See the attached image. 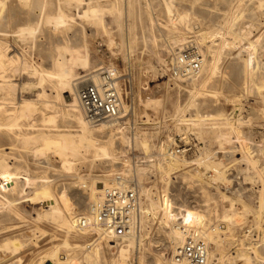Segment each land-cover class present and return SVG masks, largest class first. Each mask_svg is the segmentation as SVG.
I'll return each instance as SVG.
<instances>
[{
	"label": "rangeland",
	"instance_id": "374dc122",
	"mask_svg": "<svg viewBox=\"0 0 264 264\" xmlns=\"http://www.w3.org/2000/svg\"><path fill=\"white\" fill-rule=\"evenodd\" d=\"M66 1L68 0H28L27 2L3 0L2 5H0V49L4 47L9 56L17 54L22 61H26L31 67L41 66L47 70H51L53 67L52 61L56 54V45L68 43L73 48H82L83 52L87 49L88 67L76 70V73L78 72L77 77L83 75L86 77L77 79L76 82H81L80 80L90 81L91 76L95 75L93 72L102 66L117 67L121 74L131 71L137 88L134 101L140 105V110L139 107L137 108L139 111L136 109L137 116L134 115L135 119L133 118L134 123L136 122L135 125L131 122L133 129L120 132L117 135V137L120 134L123 135L116 141L115 154L117 158L119 157L117 161H81L77 163L73 171L63 170L57 161L50 160L48 163L51 165H48L45 163V159H36L30 148L15 140L14 131L11 132L4 125H0V151L9 154L8 163L16 167L15 169L19 172L16 179L0 178V199L3 202L0 205L4 206V208L0 206V245L11 236L25 240V244L28 245L20 257H22V261H27L35 257L41 250L51 246L52 243L60 244L66 238L63 229H58L54 224L38 219L37 213L42 212L44 206L38 204L43 193L42 179H48L51 190L64 199L60 204L67 211L69 219L75 222L80 216L89 214L90 206L93 203L90 187L93 178L101 176L106 179V188L114 176L123 173L126 177L133 179L134 182H140L141 187H147L154 193L158 189L161 190V200L171 201L169 213L171 217H175L174 224L181 216L187 220L188 224L190 220L194 221L195 224L205 226L208 232H215L218 228L220 231H225V228L231 229L229 230L231 233L225 234L226 231L219 233L220 239L224 240L221 249L224 258L227 259L225 264H233L235 260L231 257L237 255L238 251H243L246 256L249 255L253 258L252 250L249 249L251 247L250 242L248 239V241L245 240V235L250 233H253L251 238L264 258V200L262 203L260 202L264 195L262 193L264 179H261L262 175L264 178V88L260 91H256L258 89L255 88L264 82V0H230V4L224 0H176L183 7L181 8L183 12H181L180 20L187 16L186 12L191 15V32L188 34H193V32H198L203 28L218 29L219 25L224 23L229 15L233 16L235 13L233 30L242 39L239 45L235 44V49L231 51V54L222 55L213 74L202 72L197 81V86H194L190 81L175 82V84L158 76L167 57L166 28L157 25L154 30H149V20L154 19L160 23L166 20H176L174 17L168 18L166 4L164 6L163 0H134V5L139 12L137 11L136 17V35L130 49L126 48L128 44L126 43V31L123 25V22L126 21L125 18L119 28L111 18L106 17L107 19H105L117 44L116 47L108 45L107 35L103 34V31H98L96 28L82 23L77 17L73 23L69 22L67 26L46 24V17H55L61 11L67 15H75L78 10L77 7L75 4L68 7L65 4ZM87 1L85 0V2ZM99 1L102 4L106 3V0ZM37 23H39L38 31L34 36L24 37L18 33L20 28H35ZM152 33L157 35V40H151ZM253 45L254 50H252ZM113 48H115L114 52ZM167 50H169L168 45ZM250 61L253 63V70L256 71L254 83L249 85L250 92H247L243 73L237 71L234 74L233 69L235 65L242 67L244 63ZM28 71L24 66H17L16 69L8 73L10 80L18 86L17 98L35 100L37 94L41 93L43 89L53 97L50 87L46 83L40 87L36 82L38 77L36 78V75L30 70ZM141 71H145L148 75L145 80H142L144 78H142ZM0 80H2L1 76ZM153 93L156 98L161 100V105L156 109H143L138 100L140 99L139 95L144 96ZM187 104L189 106L186 109V114L192 116L199 114L226 115L227 117L233 112L232 110L239 107L237 114L241 118L238 117L237 131L248 146L252 148L250 153L255 154L252 155L255 160H260L258 168L262 170V173L260 174L253 168L254 166L242 159L241 151L237 147L239 142L233 136L225 134L223 139L225 142L222 138L218 139L219 133L231 132L225 123L218 122L215 125L205 123L202 126L203 133H199L198 128L191 127L188 129L186 125L177 124L175 122L177 111ZM153 110L154 112H152ZM145 113L146 115H144ZM147 114L152 126L144 124L148 120ZM1 123H5L2 117H0ZM59 125H61L60 129H71L69 124L61 119ZM144 126L145 128H143ZM152 127L154 129H151ZM96 135L99 139L103 137L100 133ZM183 138L185 141L187 140L186 143L192 146V151L185 156L186 159H195L196 156L202 155L206 161L211 162L212 156L218 158L220 163L224 162L222 164L226 165L227 178L232 180L231 184L233 185H230L231 187L216 185L206 180L204 176L200 177V171L196 170V167L181 165L180 169L182 170L173 175L175 178L171 180L172 187L164 189V183L159 182L158 173L152 163H156L155 158L158 157L157 153L162 142L168 141L173 146L181 145L183 142L180 139ZM226 139H228L227 142ZM143 141L150 144L148 150H144L141 143ZM134 143L135 147L132 146ZM128 170L130 172L126 174L125 171ZM27 178L33 181L34 185L32 183V185L27 184ZM154 188L155 190H153ZM143 201L146 209L148 202L146 199ZM231 201L234 203L232 204ZM243 204L247 206L248 210L246 215L241 216ZM257 209H259L258 216L254 215ZM225 215H229L232 221H224ZM160 219L161 216L158 214L156 217L147 220L150 222L147 229L148 235H145L142 241L135 244L131 251L130 264H140L141 255L144 264H162V262L170 261L175 244L170 242L168 237L170 227L163 224ZM11 227H15L17 230L15 232L10 231ZM80 229L81 227H76L75 231L79 232V235L69 238V242L72 243L73 247L82 245L85 248L75 249L71 253L72 261L74 260L72 263L85 264L82 259L97 244H101L102 264H112L117 259L118 249L111 248L112 243L109 242L108 237L103 236L100 240H96L97 236L93 238L89 232L82 234ZM257 239L258 241H255ZM62 253H65L64 249H62ZM7 257L9 258V255ZM234 263L240 264L236 261ZM254 264H264V260H255Z\"/></svg>",
	"mask_w": 264,
	"mask_h": 264
},
{
	"label": "bare ground",
	"instance_id": "6f19581e",
	"mask_svg": "<svg viewBox=\"0 0 264 264\" xmlns=\"http://www.w3.org/2000/svg\"><path fill=\"white\" fill-rule=\"evenodd\" d=\"M2 1H0V5H2ZM20 1L27 2L28 0H20ZM224 1L229 4L231 3L230 0H224ZM105 2H106L105 4H102L99 0H88L87 2H85V0H68L65 3L66 5H68V7L70 5L75 4V6L78 9L75 15H67L66 13L61 11L55 17H46L45 22L46 24L53 23L54 26H62V25L67 26L69 22L73 23L75 21V18L77 17L78 20L80 19L82 23L90 25L96 28L98 31H103L102 33L107 35L108 45L110 47H116L117 44L114 41L113 34L110 32L109 30L110 28H108L105 19H107L106 17L111 18L113 20V23H115L119 28V26H122V20H124L125 18L126 21L125 23L123 22V25L126 31V43L128 44V47L126 46V48L130 49L132 47L131 43H133L135 39V35H136L135 28L137 26L136 17H137L138 9L134 5V0H106ZM163 3L164 6L166 4L165 8L167 10L166 12L167 16H169L168 18L174 17L176 19L175 20L176 25L174 29L168 28L166 25H163L160 22H156L154 19H150L149 30H154L155 26L157 25H160L163 28L165 27L166 28L165 35H166L168 48L170 51L171 50L173 51L174 49L179 48L182 44H184V42L192 34V33L188 34V32H191V27H190L191 15L188 12H186L187 16L182 17V19L180 20L181 12H183L181 9L183 7L181 6V4L178 3L176 0H163ZM233 16L229 15L228 19L224 23L219 25L218 29L211 30L209 28H203L198 32H193L194 36H196L197 42L200 43L203 52V65L200 74L196 76L192 81H190L194 86L198 85L197 81L200 75L202 74V72L205 71L206 73L213 74L218 67V63H219L218 61L220 60L222 55L226 53L231 54V51L235 49V44L239 45V43L242 42V39L238 37V33L235 34L233 30V19L235 18V16L234 18ZM38 26L39 23H37L35 28L33 27L20 28L18 33L20 34V36L32 37L38 31ZM151 40L152 41L157 40V35L156 34L153 35L152 33ZM56 46H57L56 54L52 61L53 67L51 70H47L41 66L31 67L27 64L26 61H22V59H20L17 54L13 56H9L7 50H5L4 47L0 49V76L1 79L3 80V82L2 80H0V117H2L3 120L5 121L4 124L1 123L0 125H4V127H7L8 130L11 132L14 131L13 134L15 136V140L17 142L19 141L25 147L30 148L32 154L36 159H45L47 161V162L45 161V163L48 165H51L48 163L50 160L57 161L59 162V164H61V168L63 170L73 171L75 170L74 168H76L75 166L77 165L78 162L86 161V160H91L93 162L96 161L98 162L102 160H110L112 162L117 161L119 157L117 158V155L115 154V148L117 145L116 143L117 139H119V137L122 138L123 136L122 134H120V136L117 137L118 133H120L121 130L119 128L115 129L113 126L102 122L97 124L89 123L84 116V112L77 97V88L80 86L79 85L80 83H83L84 80L83 81L80 80L81 82H76V80L82 79L83 77L86 76L83 75L82 77H77L78 72L76 73V70L86 69L88 67L89 55L87 49H85V52H83L82 48L81 49L73 48L70 45H68V43H64L63 45H56ZM114 49L115 48L112 49L113 52L115 51ZM252 50H254V45L252 47ZM17 66H24V68L27 71L30 70L31 73L36 75V78L38 77V80L35 81L39 84L40 87L41 85H44V83H46L47 86L50 87L53 97L50 94L46 93L45 89H43L41 93L37 94V98L35 100L18 99L16 96L18 86L10 80V76L8 74L9 71L16 69ZM253 68H254L253 63L250 61L248 63H244L242 67L235 65L233 69L234 74H236L237 71L243 73L244 81L245 84L247 85V89H246L247 92H250L249 85L254 83L253 79L256 70H253ZM102 69H103L102 67L101 68L98 67V69H96L93 72L95 73V75L91 76L90 78L91 81L95 83L98 82V77L100 74L99 71ZM149 71L151 72V69H149ZM141 72H142V78H144L142 80H145V78H147L148 75L145 73V71L144 72L141 71ZM243 86L245 87V85ZM257 86L255 87L256 89H258L256 91L262 90L264 88V82L259 87ZM145 91L143 92L146 93ZM244 93L246 94L245 89H244ZM139 97L140 99L138 98L137 99L139 100V103H141V107L143 109L146 110L148 109L151 110V108L156 109L161 105V100L159 98H156L154 96V93L149 95L146 94L144 96L140 94ZM49 98H51V100H49ZM136 103L137 102L135 101L134 115H136V109L138 107L140 110V105ZM188 106L189 104H187L184 108L178 109L177 114L175 116V122H177V124L179 123L181 125H186L188 129L191 127L198 128L199 133L201 132L203 133L204 131L202 126L205 123H209L213 125L217 124L218 122L225 123L231 129V132L219 133L218 139L222 138L223 140L225 134L233 136L234 139L237 142H239V146L237 147H239V150L241 151L242 159L246 160L249 165L254 166L253 168L258 172H260V174L262 173V170L261 169L259 170L258 168L260 160L259 159L255 160V157L252 156L255 154L250 153L252 151V148L248 146L246 141L243 140L241 134L237 131V125H238L237 122L239 121L238 119L239 116L237 113L239 107L232 110L233 112L226 117V115H215V116L199 115V114L195 116L188 115L186 114V109ZM125 108L127 109V107ZM152 112H154V110ZM144 115H146V113ZM60 119L66 121L71 129H60L61 126L59 125ZM150 122L151 120L148 117V120L144 122V124L152 126ZM132 127H130V129ZM143 128H145V126ZM130 129L128 130L130 131ZM151 129L154 128L152 127ZM149 131H150L149 133H151V130ZM134 132L136 133L135 130ZM97 133H100L101 135H103V137L99 139L98 136L96 135ZM137 138H139L138 135ZM227 140L228 139H226V142ZM135 143L132 144V146L134 145L135 147ZM141 143L142 146L144 147V150L150 148V144H148L146 141H143ZM172 150H173L172 144H170L168 141L162 142L157 153L158 157L155 158L156 163H152L158 173L159 182L164 183L163 186L164 189L172 187L171 180L175 178L173 175H176L177 172L182 170L180 169L181 165H184L185 167L186 166L196 167V170L200 171L199 173L200 177L204 176L206 180H209L216 185L219 184V185H224L226 187L233 185L231 184L232 180H229L227 178L226 165L222 164L224 162L220 163V161L217 160L218 158H214L212 156L210 162V161H206L205 158H203V156L200 155V156H196L195 159L188 160L185 157H181V156L176 157L175 156L176 154L172 152ZM8 155H9L8 153L5 154V153H1L0 151V178L9 177L16 179L19 176V172L17 171V169H15L16 167L8 163L7 157H10ZM125 172L127 174V172L130 171L128 170ZM261 179H264L263 175ZM42 182L43 185L41 188L43 190V193L40 197L38 204L39 205L43 204L44 206H43V211L37 213L38 219L41 221H47L51 224H54L58 229L60 228L63 229L65 231L66 238L63 240L62 243L60 244L52 243L51 246L41 250V252H39L35 257L27 261H22V257H20V255L22 252H24L28 244H25L26 242L25 240L23 241L17 238L16 236H11V238H7L0 245V264H48V263L74 264L72 263L74 260L72 261L71 253H73L75 249L85 248V246L82 245L73 247L72 243L69 242V238L71 237L74 238L79 235V232L77 233L75 231L76 227H81L80 233L82 234L89 232L90 234L93 235V238L97 236L96 240H100V238H102L103 236L108 237L106 232L103 230L100 224L96 222L95 219V214L100 205V201L103 196L105 185L107 184L106 179L102 178L101 176H98V177H94L93 180L90 182L91 183L90 187L92 192L91 198L93 200V203L90 206L89 214L80 216V218H78V220L75 222H72L69 219V216L67 215V211H65L64 207H62V205L60 204V202L61 201L63 202L64 199L58 196L57 194H55V192L51 190L49 184L50 181L45 178L42 179ZM31 183L34 185V182L30 181L27 178V184H31ZM153 190H155V188ZM263 191L262 193L264 194ZM141 193L143 199H146V201L148 202L146 209L144 206L143 231L141 232L139 239L134 235H129V236H125L120 241V243L117 244V247L115 248L118 249V256L117 259L114 260L112 264H130L129 259L131 256V251L135 247V244H137L138 241H142L145 235L146 236L148 235L147 229H148V224L150 222L147 220L149 218L156 217L158 214L161 216L160 221L163 224H166V226L170 227L169 228L170 233L168 234V237L170 238V242L172 241L175 244L173 255L176 253V250L179 248V246L184 244L186 238L188 237H193L197 239L199 238L208 245L209 262L207 264H225L227 259L224 258L223 251L221 249L224 240L220 239L219 233L220 232L224 233L225 231H226L225 234L229 232L231 233V231H229L231 229L225 228L224 229L225 231H220V229L218 228L215 232H208L205 226H202L201 224H195L194 221H190V220H189L190 223L188 224L187 220L181 216L177 219V223L174 224L173 220L175 217H171L169 213V210L171 209V201L161 200V190L158 189V191L154 193L147 187L142 186ZM224 195L226 196V194ZM263 196L261 197V201H260L261 203L264 200ZM234 200L236 199L234 198ZM239 201L244 203L242 200ZM2 203L3 202L0 199V204ZM243 206H244L243 211L240 212L242 214L241 216L246 215L245 213L248 210L245 204H243ZM258 212L259 209H257V211L255 212L256 214L254 215H257ZM223 219L226 222L232 221V218L229 215H225ZM261 222H263V220H261ZM0 223H1V219H0ZM16 230L17 228L15 227H11L10 229V231H14V232ZM30 231H28V233H31ZM251 234L253 233L245 235L246 239L245 238L244 239L249 240L251 246L249 249L252 250V255L253 258L255 259H253L249 255L246 256V253H244L243 251H238L237 255L231 257L237 263L254 264L255 260L257 261L262 259L264 260L261 253L257 250L256 248L257 245L255 244L254 240L251 238ZM33 235L35 234L33 233ZM255 241H258V239ZM109 242L111 243L112 241ZM240 242L242 243L243 241ZM97 245L94 246V248L90 250V252L85 254L84 258L82 259V262H84L85 264H102L101 244H99L100 246ZM62 249L65 250V253H62ZM8 255L9 258L7 257ZM139 261L140 264H144L142 255L140 256ZM234 262L233 264H235ZM162 264H173L172 257L169 262L165 261L162 262Z\"/></svg>",
	"mask_w": 264,
	"mask_h": 264
},
{
	"label": "built area",
	"instance_id": "2783aa9c",
	"mask_svg": "<svg viewBox=\"0 0 264 264\" xmlns=\"http://www.w3.org/2000/svg\"><path fill=\"white\" fill-rule=\"evenodd\" d=\"M161 22L171 29L176 25L174 19ZM165 45L167 57L158 73L160 78L172 83L187 82L200 74L203 52L194 34L173 51L167 50L168 44ZM102 68L98 82L86 80L77 88L84 116L91 124L102 122L115 129L119 128L120 132L128 131L132 123L135 125L134 96L137 88L133 74L131 71L121 74L117 67ZM180 140L183 144L173 146L172 152L176 157H185L192 151V146L186 143L185 138ZM95 219L112 241V249L125 236L134 235L139 239L144 227V202L140 183L122 173L114 176L110 185L104 188ZM185 240L172 256L173 264H207L208 245L199 238L188 237Z\"/></svg>",
	"mask_w": 264,
	"mask_h": 264
},
{
	"label": "water",
	"instance_id": "95a60500",
	"mask_svg": "<svg viewBox=\"0 0 264 264\" xmlns=\"http://www.w3.org/2000/svg\"><path fill=\"white\" fill-rule=\"evenodd\" d=\"M49 264V263H48Z\"/></svg>",
	"mask_w": 264,
	"mask_h": 264
}]
</instances>
